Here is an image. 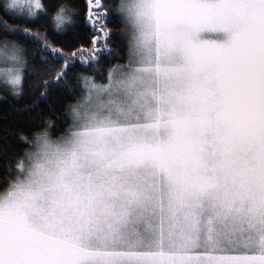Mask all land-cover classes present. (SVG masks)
<instances>
[{"label":"snow or ice","instance_id":"6c2138e0","mask_svg":"<svg viewBox=\"0 0 264 264\" xmlns=\"http://www.w3.org/2000/svg\"><path fill=\"white\" fill-rule=\"evenodd\" d=\"M0 10V83L31 42L67 100L23 150L0 137V264H264V0H84L67 53L47 27L78 5Z\"/></svg>","mask_w":264,"mask_h":264},{"label":"trees","instance_id":"16d2710c","mask_svg":"<svg viewBox=\"0 0 264 264\" xmlns=\"http://www.w3.org/2000/svg\"><path fill=\"white\" fill-rule=\"evenodd\" d=\"M4 0H0V5ZM53 4H68L70 6L78 5L81 9V15L78 18L77 24H69L67 31L57 32L48 25L47 31L54 46L63 47L65 52H71L73 47L83 43L86 46H91V36L93 33L83 23V8L84 0H46ZM3 15L0 10V16ZM11 23H21L20 20L10 21ZM29 27L35 28L34 23H29ZM110 27H112L110 25ZM34 45L29 42L27 58L28 67L25 69L24 82L22 84V92L20 95H13L9 89H6L0 83V137L4 129H8L11 133L9 140L16 148L23 150L26 148L27 142L20 139L23 133L29 139L33 133L45 127L42 116H51L56 120L63 112V106L67 103L64 96L61 95L62 90L59 87L49 88L47 95H41L44 90L42 81L55 76L56 71L63 64V60L52 61V67L49 68L45 61L41 60L40 53H33ZM108 57L104 58L101 68L108 61ZM7 65L0 63V67ZM87 71L79 62L69 72ZM35 101V103H33ZM30 105V107H26ZM54 134H58L55 129H50ZM3 144V139L0 138V145Z\"/></svg>","mask_w":264,"mask_h":264},{"label":"clouds","instance_id":"9594fccd","mask_svg":"<svg viewBox=\"0 0 264 264\" xmlns=\"http://www.w3.org/2000/svg\"><path fill=\"white\" fill-rule=\"evenodd\" d=\"M64 6H65L66 10H67L68 8L71 7V6L68 5V4H64ZM66 23H68V22H66ZM8 89H9V91H10L13 95H17V96L20 95L21 92H22V87H20V90H19V91H16L12 85H8ZM36 132H37V131H36ZM36 132H34L33 135H35ZM21 135L24 136L23 133H22Z\"/></svg>","mask_w":264,"mask_h":264}]
</instances>
